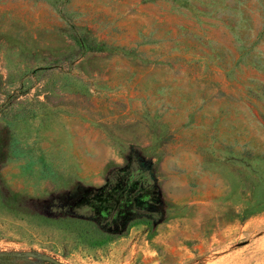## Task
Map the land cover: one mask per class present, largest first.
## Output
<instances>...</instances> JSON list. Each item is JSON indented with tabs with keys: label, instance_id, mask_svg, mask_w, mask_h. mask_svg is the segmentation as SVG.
Instances as JSON below:
<instances>
[{
	"label": "rangeland",
	"instance_id": "rangeland-1",
	"mask_svg": "<svg viewBox=\"0 0 264 264\" xmlns=\"http://www.w3.org/2000/svg\"><path fill=\"white\" fill-rule=\"evenodd\" d=\"M0 253L264 264V0H0Z\"/></svg>",
	"mask_w": 264,
	"mask_h": 264
},
{
	"label": "trees",
	"instance_id": "trees-1",
	"mask_svg": "<svg viewBox=\"0 0 264 264\" xmlns=\"http://www.w3.org/2000/svg\"><path fill=\"white\" fill-rule=\"evenodd\" d=\"M74 41L76 42L80 52L84 54L91 50L100 51L103 50L104 44H89L84 37L74 36Z\"/></svg>",
	"mask_w": 264,
	"mask_h": 264
},
{
	"label": "water",
	"instance_id": "water-1",
	"mask_svg": "<svg viewBox=\"0 0 264 264\" xmlns=\"http://www.w3.org/2000/svg\"><path fill=\"white\" fill-rule=\"evenodd\" d=\"M29 255H33V252H28ZM1 255V253H0ZM41 260L50 264H63L62 262H60L59 260L57 261L56 259H54L51 256L48 255H41L40 256Z\"/></svg>",
	"mask_w": 264,
	"mask_h": 264
}]
</instances>
